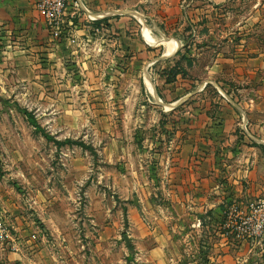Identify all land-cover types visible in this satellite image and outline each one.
Returning <instances> with one entry per match:
<instances>
[{"label":"crops","instance_id":"0c3cea01","mask_svg":"<svg viewBox=\"0 0 264 264\" xmlns=\"http://www.w3.org/2000/svg\"><path fill=\"white\" fill-rule=\"evenodd\" d=\"M221 2L224 0H211L210 5L195 0H68L61 23L55 29L35 9L34 0H0V52L5 56L4 62H13L20 76H27V69L39 67L40 61L46 62L40 60V56L49 62L51 56L64 54L71 41L75 44L72 47L79 46L84 55H88L89 48L95 50L94 56L102 49L108 51L112 64L115 55L127 53L129 69L135 56L138 64H145L140 58L147 57L150 44L142 31L139 33L144 42L137 38L138 30L132 24L136 18L121 15L127 11L140 12L145 21L161 25L175 50L186 46L180 50L185 54L181 60L175 50L166 55L164 46V53L151 60L153 63L171 60L170 68L178 63L186 70V75H176L171 83H165V78L159 74L156 76L166 88L163 92L166 103H161L162 108L150 127L140 129L139 125L138 130L134 127V136L138 131L146 133L152 129L155 141L143 147L142 156L146 160L138 158L136 164L126 167L129 171L121 175L119 181L112 182V187H118L121 195L135 192L137 197V203L132 200L131 205L126 197L122 198L126 230L119 245L121 253L116 257L113 254L118 238L114 226L120 227L119 222L115 223L109 209L103 219L106 225L99 224L97 213H93L89 223L91 230L99 232L94 242L101 250L94 264H243L249 255L247 252L252 251L257 242L256 239L243 243L242 236L237 234L232 239L227 238L228 230H235L238 221L227 222L225 216L232 205L240 215H249V204L264 198V178L259 172L264 162V138L258 135L264 132V122H260L264 114L259 115L254 110L252 99H247L243 106L236 99L228 98L218 86L222 85L224 65H229L233 80L252 82V78L264 72V56L256 51L254 58L250 56L241 64L236 55L222 59L224 57L217 54L204 62L199 57L209 49L203 44L209 31L189 43L186 41L188 26L209 19L205 8ZM84 14L107 18L104 23L107 27L96 29L94 33V29L85 25L89 21ZM79 22H85L82 28H77ZM93 35L100 38V43H106L105 46L93 41L96 40ZM84 37H87L86 42L92 39L94 46L89 47ZM235 49L240 52L243 46ZM164 55L172 58H162ZM87 57H81L80 61ZM186 59L191 61L189 67L185 65ZM146 66L140 68L144 70ZM143 76L153 94L154 78L146 72ZM173 84L175 87L169 91ZM205 85L214 86L219 95L197 92ZM187 87H192L193 91L185 92ZM180 91L184 93L179 94ZM19 219L15 217V223H10L13 231H21L17 238L29 230L24 229V225L29 224L23 225ZM44 225L46 234L33 246L29 241L25 245L23 239L15 251L0 245V264H83L79 235L73 240L61 225Z\"/></svg>","mask_w":264,"mask_h":264},{"label":"rangeland","instance_id":"374dc122","mask_svg":"<svg viewBox=\"0 0 264 264\" xmlns=\"http://www.w3.org/2000/svg\"><path fill=\"white\" fill-rule=\"evenodd\" d=\"M195 1L210 5L211 0ZM205 10L209 19L188 26L189 35L186 38L189 43L199 34L209 31L210 35L203 43L209 49L199 57L203 58L202 61L207 62L217 54H221L222 59L236 55L238 63L242 64L250 56L254 58L256 51L264 56V0H224L218 6H209ZM83 13L86 12H81V16ZM138 13L132 24L138 30L137 38L141 42L143 39L139 31L143 32L144 27L156 39L171 40L163 34L161 25L145 21ZM84 15L89 24L79 22L77 28H82L85 23L95 33L96 29L107 27L104 23L93 24L99 20L93 18L96 15ZM121 15L129 14L122 12ZM86 38L83 41L89 47L94 46L93 41L99 42L100 39L93 35L96 40L86 42ZM69 44L71 46L65 49L64 54L59 52L57 57L51 56L52 61L47 62L46 57L40 56L39 59L46 62L40 61L39 67L27 69L29 74L23 77L18 75V68L13 67V62L3 61L5 56L0 52V212L3 213L6 229L13 236L21 232L11 229L10 223H15L13 218L20 217L23 225L29 224L24 225V229L29 230L19 237V242L23 239L25 245L27 241L30 246L35 245L46 234L44 224L61 225L64 233L72 239L79 235L81 263L94 264L96 254L101 250L94 242V236L98 237L99 232L94 228L91 230L92 224L89 223L93 213H97L99 224L106 225L103 219L109 209L115 223L118 225L119 222L120 227L114 226V234L118 238L115 239L117 244L113 254L120 256L119 245L126 230L122 198L126 197L131 205L137 197L135 192L121 195L118 187H112V182L119 181L118 178L129 171L126 167L136 164L138 158L146 160L142 156L143 147L155 141L156 134L151 129L146 133L138 131L134 136V127L136 130L139 125L140 129L150 127L162 108L161 103H166L163 97L166 88L156 76L159 74L166 78L171 60L151 62L164 53V49L162 45L150 44L147 57L140 58L145 64H138L135 56L129 69L126 67L128 53L115 55L112 64L110 53L102 48L98 55L94 56L92 48L88 49V55H84L79 46L72 47L75 45L72 41ZM99 44L105 46L106 43ZM238 46H243L240 52L235 49ZM185 47L176 48L178 60L183 59L185 54L180 50ZM245 48L248 49L244 52ZM85 56H88L87 60L80 61ZM141 66L146 68L142 70ZM223 71L222 85L218 86L222 93L243 106L247 99H252L254 110L259 115L264 114V72L254 74L252 82H239L233 80L229 65H224ZM143 72L154 78V95L144 83ZM184 73L186 75V70ZM174 87L175 84L168 90ZM184 91L192 92L193 88L187 87ZM199 91L207 96L219 95L212 85L202 86ZM157 96L163 99L161 103L157 101ZM23 110L33 115L40 131H35L28 123ZM260 122H264L262 117ZM258 135L264 138V132ZM64 140L82 141L92 149L85 150L75 145L56 147L53 143ZM259 172L264 178V162ZM13 212L16 214L11 215ZM80 228L81 232L78 231ZM32 233L36 237L34 240L30 237ZM228 233L227 238L235 237V230L230 229ZM242 237L243 243H251L250 236L243 233ZM0 245L15 251L7 238L0 240ZM245 250L243 247L242 251ZM247 254L243 264H264V230Z\"/></svg>","mask_w":264,"mask_h":264},{"label":"built area","instance_id":"2783aa9c","mask_svg":"<svg viewBox=\"0 0 264 264\" xmlns=\"http://www.w3.org/2000/svg\"><path fill=\"white\" fill-rule=\"evenodd\" d=\"M67 2L68 0H34V7L50 26L58 29ZM159 102L161 101L159 100ZM248 208L250 210L249 215H240L236 206H229L225 217L227 222L237 219L238 227L235 229V233L238 237H241L244 233L250 236L249 238L251 240H256L262 235L264 230V200L254 201L249 204ZM3 217V213L0 212V240L4 238L9 239L12 249H16L18 247L19 238L13 236L12 233L6 229L7 227ZM196 225L199 226V223ZM30 237L32 240L36 238L34 233Z\"/></svg>","mask_w":264,"mask_h":264},{"label":"trees","instance_id":"16d2710c","mask_svg":"<svg viewBox=\"0 0 264 264\" xmlns=\"http://www.w3.org/2000/svg\"><path fill=\"white\" fill-rule=\"evenodd\" d=\"M107 21V18H102L99 20H96L93 22V24L95 26L100 25L101 23H105ZM184 49V48H183ZM185 64L187 67H189L191 65V61L186 59L185 60ZM180 74L181 76L185 75L184 70L178 65V63H176L173 67H171L167 73H166V78H165V83H171L175 80L176 75ZM24 115L26 116V119L28 121V123L34 127L35 131H40V127L38 126L35 118L33 117V115L30 112H27L26 110H23ZM47 140H50L49 137H47ZM56 147H61L64 145H75L78 146L82 149L85 150H90L91 151V147L85 145L82 141H71V140H64V141H54L53 142ZM264 150V149H263Z\"/></svg>","mask_w":264,"mask_h":264},{"label":"bare ground","instance_id":"6f19581e","mask_svg":"<svg viewBox=\"0 0 264 264\" xmlns=\"http://www.w3.org/2000/svg\"><path fill=\"white\" fill-rule=\"evenodd\" d=\"M143 35H144V38L149 42V44H152L154 46H157V45L164 46L166 55L172 54L173 51L175 50V45L173 43L169 42L168 39H164V38L156 39V38H154L155 36H152L150 34V31L147 28H145V27H144ZM145 80H146L148 86H150V88H152V85L149 82L147 76L145 77ZM153 94H154V91H153ZM163 107L167 108V106H165V105H163Z\"/></svg>","mask_w":264,"mask_h":264},{"label":"water","instance_id":"95a60500","mask_svg":"<svg viewBox=\"0 0 264 264\" xmlns=\"http://www.w3.org/2000/svg\"><path fill=\"white\" fill-rule=\"evenodd\" d=\"M86 11V10H85ZM123 13H126V14H130V15H132V16H134V17H136V13H134V12H131V11H127V12H123ZM94 19H98V16H95V17H93ZM165 57H167V56H162V58H165ZM157 99V101L159 102V98L157 97L156 98ZM159 103H161V102H159ZM133 203L134 204H136L137 203V201H136V199H134V201H133Z\"/></svg>","mask_w":264,"mask_h":264}]
</instances>
